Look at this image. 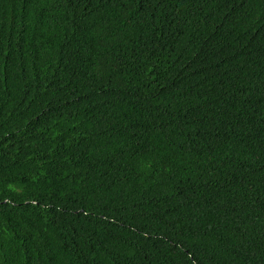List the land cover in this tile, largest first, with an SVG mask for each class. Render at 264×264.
Instances as JSON below:
<instances>
[{
    "label": "trees",
    "instance_id": "1",
    "mask_svg": "<svg viewBox=\"0 0 264 264\" xmlns=\"http://www.w3.org/2000/svg\"><path fill=\"white\" fill-rule=\"evenodd\" d=\"M0 264H264V0H0Z\"/></svg>",
    "mask_w": 264,
    "mask_h": 264
}]
</instances>
